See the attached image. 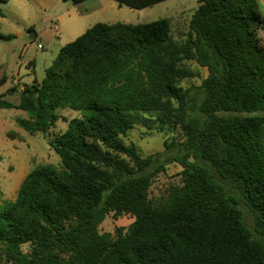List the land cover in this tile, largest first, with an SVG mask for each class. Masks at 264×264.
<instances>
[{"label":"trees","instance_id":"trees-1","mask_svg":"<svg viewBox=\"0 0 264 264\" xmlns=\"http://www.w3.org/2000/svg\"><path fill=\"white\" fill-rule=\"evenodd\" d=\"M113 1L140 11L167 0ZM198 4L183 42L169 18L97 23L17 104L6 99L16 88L0 95V110L28 115L16 123L31 135L59 110L81 114L48 142L60 165L36 167L0 205V264H264V18L256 0ZM189 60L208 75L184 90ZM146 115L181 138L143 158L124 137ZM168 164L182 167L183 187L154 205L149 188ZM109 214L134 221L101 233Z\"/></svg>","mask_w":264,"mask_h":264},{"label":"rangeland","instance_id":"rangeland-1","mask_svg":"<svg viewBox=\"0 0 264 264\" xmlns=\"http://www.w3.org/2000/svg\"><path fill=\"white\" fill-rule=\"evenodd\" d=\"M117 4L113 0H108ZM40 0H10L0 4V34L13 36L10 40L0 39V78L6 76L7 83L0 88V95L16 88L15 94L6 99L19 102L21 90L36 81L41 83L46 70L51 67L60 50L73 42L84 31L97 23L148 24L159 19H171V37L183 42L189 32L190 20L197 10L198 0H167L140 11L128 7L110 8L106 1L89 0L75 5L72 1L53 0L46 9L40 6ZM93 5H98L94 7ZM55 14L50 20L49 15ZM63 15L58 22L57 15ZM59 23V24H58ZM60 25V26H59ZM257 36L264 45V32ZM181 66L193 74L179 82L184 90L199 87L207 77L206 69L194 61H183ZM57 120L46 132L31 135L21 129L17 118L28 119V115L18 110H0V205L14 203L27 175L38 166H59L58 156L49 146L50 139L63 134L70 121L81 117L77 111L59 110ZM146 124L135 125L124 137L127 145L138 147L142 157L162 153L165 143L177 142L181 134L158 121L153 115H146ZM182 167L168 164L166 170L155 178L149 188L148 198L152 204H160L173 189L183 187ZM130 215L120 217L114 214L106 216L100 225L101 233L115 235L123 233L133 223ZM24 252L29 245H23Z\"/></svg>","mask_w":264,"mask_h":264},{"label":"crops","instance_id":"crops-1","mask_svg":"<svg viewBox=\"0 0 264 264\" xmlns=\"http://www.w3.org/2000/svg\"><path fill=\"white\" fill-rule=\"evenodd\" d=\"M50 1H53V0H40V6L41 7H43V8H45L46 9V7H47V4L50 2ZM87 1H89V0H86V1H84V2H82V3H85V2H87ZM102 2H104L105 3V1H106V3H107V5L110 7V8H116V6H119L118 4H114V3H112V2H109L108 0H101ZM257 1V3H258V6H259V10H260V12H261V14H262V16H263V18H264V0H256ZM9 3V2H8ZM79 4H81V3H79ZM75 5H78V4H75ZM94 7H96V6H98V5H93ZM120 7V6H119ZM55 16V14H51V15H49V18H50V20H52V17H54ZM63 15H57V17H56V19H57V21L59 22L60 20H61V17H62ZM118 23V22H117ZM122 23V22H121ZM59 24V23H58ZM106 24H115V23H106ZM127 24H129V23H127ZM60 26V25H59ZM90 28V27H89ZM89 28H87L85 31H84V33L89 29ZM84 33H82V35L84 34ZM82 35H80V36H82ZM79 36V37H80ZM78 37V38H79ZM77 39V38H76ZM75 39V40H76ZM74 40V41H75ZM1 110H6V109H1ZM11 110H16V109H11ZM18 111H20V110H18ZM23 112V111H22ZM25 113V112H24Z\"/></svg>","mask_w":264,"mask_h":264}]
</instances>
